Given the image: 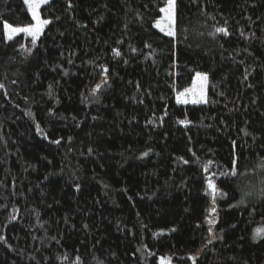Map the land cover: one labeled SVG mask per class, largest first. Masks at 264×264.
<instances>
[{"label":"trees","instance_id":"trees-1","mask_svg":"<svg viewBox=\"0 0 264 264\" xmlns=\"http://www.w3.org/2000/svg\"><path fill=\"white\" fill-rule=\"evenodd\" d=\"M166 4L0 0V264H264V0Z\"/></svg>","mask_w":264,"mask_h":264},{"label":"snow or ice","instance_id":"snow-or-ice-1","mask_svg":"<svg viewBox=\"0 0 264 264\" xmlns=\"http://www.w3.org/2000/svg\"><path fill=\"white\" fill-rule=\"evenodd\" d=\"M25 4L28 5L29 11L31 13V18L35 23H29L27 26L24 27H13L10 24L5 23L4 24V29L7 34V39L12 40L13 36L19 34V33H24L26 36L31 37V44L33 46L37 45V41L40 40V37L44 34L45 28L52 23L51 20L49 19H42L41 14H40V7L41 5H48L50 4L51 0H24ZM71 7V3L68 5ZM176 8H177V0H167V4L165 7H162L159 9L161 13L164 15L160 20H157L154 27L158 28L160 32L164 33V35L168 37L175 38L176 37ZM217 33H223L225 36H227L228 30L227 28H217L216 29ZM132 51H136L135 49H132ZM114 53L116 56H120V52L118 50H114ZM103 72L107 73L108 69L104 68L102 66ZM67 75V73H65ZM196 81L199 82V90L193 88V89H185L184 92H181L177 96V103L181 104H200V103H207L206 99V94H205V85L208 81V76L206 74L202 73H196L195 77ZM106 82V81H105ZM191 97V99H189ZM246 135L248 133H245ZM54 143L59 144L60 141L56 140L53 141ZM147 155V153H145ZM185 163H188V161H184ZM211 163V161H209ZM231 167L233 169V175H235V169L237 167V161L234 159L232 161ZM207 167H205V171H207ZM207 187L209 189V193L212 196L213 203H215L216 199V193H217V185L213 183L212 178L208 177L207 178ZM206 193V194H209ZM211 213H215V208L213 207L211 209ZM210 213V214H211ZM214 221H209V223H213ZM175 231V229H173ZM264 234V229L258 228L256 229V236L257 237H262ZM0 239H3L0 237ZM161 264H168L167 261L161 260Z\"/></svg>","mask_w":264,"mask_h":264},{"label":"rangeland","instance_id":"rangeland-1","mask_svg":"<svg viewBox=\"0 0 264 264\" xmlns=\"http://www.w3.org/2000/svg\"><path fill=\"white\" fill-rule=\"evenodd\" d=\"M44 5H41V7H43ZM40 7V8H41ZM39 11H40V9H39ZM164 15V14H163ZM162 15V16H163ZM34 23H35V21H33ZM158 29V28H157ZM159 30V29H158ZM6 36H7V34H6ZM18 36H26L24 33H19V34H17V35H15V36H13V39L14 38H16V37H18ZM26 37H29V36H26ZM199 87H200V85H199V82H197L196 81V79L194 80V83H193V86H192V88L191 89H193V88H195V89H197V91L199 90ZM205 94H206V99H207V83H206V85H205ZM189 99H191V97H189ZM188 104H192V103H188ZM200 104H204V103H200ZM192 105H195V104H192Z\"/></svg>","mask_w":264,"mask_h":264}]
</instances>
